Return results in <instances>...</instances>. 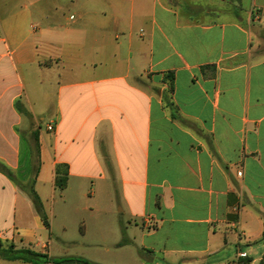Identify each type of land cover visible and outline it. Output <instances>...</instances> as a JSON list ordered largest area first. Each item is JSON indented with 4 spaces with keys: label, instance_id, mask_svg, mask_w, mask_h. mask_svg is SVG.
I'll return each mask as SVG.
<instances>
[{
    "label": "crops",
    "instance_id": "1",
    "mask_svg": "<svg viewBox=\"0 0 264 264\" xmlns=\"http://www.w3.org/2000/svg\"><path fill=\"white\" fill-rule=\"evenodd\" d=\"M19 1L0 2V160L27 183L39 133L49 228L0 173L1 250L52 257L56 218L80 228L60 245L141 264H264V0Z\"/></svg>",
    "mask_w": 264,
    "mask_h": 264
},
{
    "label": "trees",
    "instance_id": "2",
    "mask_svg": "<svg viewBox=\"0 0 264 264\" xmlns=\"http://www.w3.org/2000/svg\"><path fill=\"white\" fill-rule=\"evenodd\" d=\"M173 89V88H172ZM16 107L24 116L30 118L29 113L20 106V102H16ZM34 145H32V175L27 183L20 182L13 170L7 166L3 161L0 160V173L7 177L16 187L23 191L32 201L34 208L44 225L49 228L46 221V216L44 214V208L42 201L35 190V181L40 170V145H39V133L36 131L33 133ZM56 184L61 190L65 189L67 186V169L61 172V168L57 169ZM0 255H2L7 261L15 262L21 261L26 264H94L93 262L78 258V257H61L53 258L48 254H41L30 249H16L13 244H11L7 249H0ZM249 264V262H246Z\"/></svg>",
    "mask_w": 264,
    "mask_h": 264
},
{
    "label": "rangeland",
    "instance_id": "3",
    "mask_svg": "<svg viewBox=\"0 0 264 264\" xmlns=\"http://www.w3.org/2000/svg\"><path fill=\"white\" fill-rule=\"evenodd\" d=\"M4 0H0L2 2ZM10 5H8L10 9H16L20 8V1L19 0H9ZM2 8V7H0ZM7 8V7H6ZM36 9H39V7H36ZM46 124L45 122H42V128H44ZM36 128V126H35ZM32 145H34V137L31 136ZM59 192V190H58ZM73 202H76L73 200ZM48 206H51L50 202H48ZM60 207V201L57 200V204L54 206L55 210L58 211V208ZM54 222V230L51 232L47 231L46 235L51 237V240L53 241V245L50 251V254L53 258L63 257V256H86V259L89 261H92L94 264H111L114 263H121V264H141V259L134 260L132 256L130 255H122L119 257V255H114L113 253L106 252L105 249L102 248H85L80 246H62L59 244L56 237H66L69 239V241H73L76 239H79L80 236V228L79 227H69V229L66 232H62L59 230V225L57 223V219H53ZM93 234V233H92ZM1 249V248H0ZM0 264H26L21 261L16 262H10L6 260H0Z\"/></svg>",
    "mask_w": 264,
    "mask_h": 264
},
{
    "label": "built area",
    "instance_id": "4",
    "mask_svg": "<svg viewBox=\"0 0 264 264\" xmlns=\"http://www.w3.org/2000/svg\"><path fill=\"white\" fill-rule=\"evenodd\" d=\"M48 130L53 131L54 127L52 125H50L48 127ZM238 176H242V172H239ZM247 259H248V254L244 253V252H240V253H238L237 258L233 262H231L230 264H247L246 263Z\"/></svg>",
    "mask_w": 264,
    "mask_h": 264
}]
</instances>
